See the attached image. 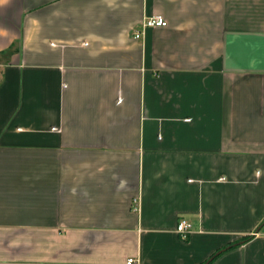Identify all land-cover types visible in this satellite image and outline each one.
I'll return each mask as SVG.
<instances>
[{"label": "crops", "instance_id": "obj_1", "mask_svg": "<svg viewBox=\"0 0 264 264\" xmlns=\"http://www.w3.org/2000/svg\"><path fill=\"white\" fill-rule=\"evenodd\" d=\"M0 72V264H264V0H0Z\"/></svg>", "mask_w": 264, "mask_h": 264}, {"label": "built area", "instance_id": "obj_2", "mask_svg": "<svg viewBox=\"0 0 264 264\" xmlns=\"http://www.w3.org/2000/svg\"><path fill=\"white\" fill-rule=\"evenodd\" d=\"M167 26H168V22L162 16L155 15L151 17H146L143 22L142 30L136 33L135 38L141 39L144 34V31L147 28H165ZM134 208H135V211H138L139 200L134 201ZM192 230H193L192 224L187 222L186 220H181L178 223L177 228H176V232L179 234V236L182 239H187L188 236L192 233ZM134 263H135V259L130 258L126 264H134Z\"/></svg>", "mask_w": 264, "mask_h": 264}, {"label": "trees", "instance_id": "obj_3", "mask_svg": "<svg viewBox=\"0 0 264 264\" xmlns=\"http://www.w3.org/2000/svg\"><path fill=\"white\" fill-rule=\"evenodd\" d=\"M252 239V237H246L245 239H244V242L246 243V242H248L249 240H251Z\"/></svg>", "mask_w": 264, "mask_h": 264}]
</instances>
